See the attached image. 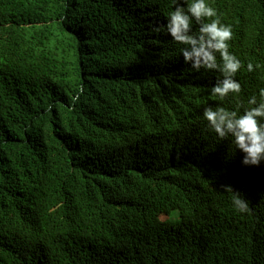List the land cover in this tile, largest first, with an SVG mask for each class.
<instances>
[{
	"label": "trees",
	"instance_id": "trees-1",
	"mask_svg": "<svg viewBox=\"0 0 264 264\" xmlns=\"http://www.w3.org/2000/svg\"><path fill=\"white\" fill-rule=\"evenodd\" d=\"M211 3L246 106L264 88V0ZM173 7L0 0V264H264V162L206 127L220 73L152 30Z\"/></svg>",
	"mask_w": 264,
	"mask_h": 264
},
{
	"label": "clouds",
	"instance_id": "clouds-1",
	"mask_svg": "<svg viewBox=\"0 0 264 264\" xmlns=\"http://www.w3.org/2000/svg\"><path fill=\"white\" fill-rule=\"evenodd\" d=\"M171 3L174 7L168 12L165 23L154 25L152 30L164 32L173 42L182 45L180 54L184 63L196 72L204 69L220 73V78L209 89L218 103L215 107H205L202 113L206 127L220 141L231 138L234 151L238 149L243 153L242 164L259 166L264 162V88L249 96L246 106L240 101L242 85L236 77L243 61L229 50L234 36L232 25L221 19L211 0H171ZM194 23L198 25V31H193ZM246 67L252 72L259 64L249 61ZM78 98V95L73 97L74 100ZM226 100L229 103L235 100L236 103L233 107H225ZM222 187L231 193L235 211H250L248 201L240 191H234L228 184ZM172 212V218L166 212L160 213L159 221L174 224L176 210Z\"/></svg>",
	"mask_w": 264,
	"mask_h": 264
}]
</instances>
